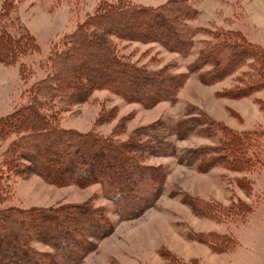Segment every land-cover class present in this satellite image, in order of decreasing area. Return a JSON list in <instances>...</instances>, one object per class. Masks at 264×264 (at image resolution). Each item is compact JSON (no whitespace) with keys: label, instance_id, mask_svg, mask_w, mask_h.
<instances>
[{"label":"trees","instance_id":"16d2710c","mask_svg":"<svg viewBox=\"0 0 264 264\" xmlns=\"http://www.w3.org/2000/svg\"><path fill=\"white\" fill-rule=\"evenodd\" d=\"M16 6L15 0H0V64H18L20 80L25 83L32 74L26 59L39 54L40 47L26 28L15 24ZM197 17L190 0H168L157 6L99 0L93 14L53 45L44 63L46 76L24 91L22 105L0 118V142H8L0 161V264H81L112 231L105 210L90 202L27 210L2 208L11 176L29 173L58 186L98 184L114 213L125 221L152 207L161 195L166 181L163 169L145 165L143 160L154 154L174 156L170 137L184 139L195 130L219 137L214 146L182 155L181 159L197 161L201 172L221 164L242 172L259 164L264 128L235 131L204 113L169 124H151L125 141L94 131L82 134L58 124L61 113L89 101L95 91L144 108L174 103L191 74L210 86L247 69L250 72L236 78L234 87L223 93L230 99L248 98L263 89L264 48L245 41L239 32L195 29L190 23ZM15 26L16 32L8 30ZM198 31L206 32L209 39L201 44L185 74H173L167 66L151 71L129 63L117 54L114 44V40L156 44L185 58L194 48ZM113 116L107 112L99 119ZM248 187L252 188L249 181ZM187 202L194 209L209 210V205L196 198ZM244 205L238 202L236 210ZM221 239L216 237L210 244H221ZM33 242L45 245L51 253L34 250Z\"/></svg>","mask_w":264,"mask_h":264},{"label":"rangeland","instance_id":"374dc122","mask_svg":"<svg viewBox=\"0 0 264 264\" xmlns=\"http://www.w3.org/2000/svg\"><path fill=\"white\" fill-rule=\"evenodd\" d=\"M97 1L15 0V24L35 37L40 53L26 59L32 74L25 83L20 80L18 64H0V118L24 103V91L46 76L44 63L53 45L93 14ZM129 1L134 5L157 6L168 0ZM190 3L198 11V17L190 23L195 29L210 33L239 32L245 41L264 48V0H190ZM16 26L8 30L16 32ZM201 31L195 36L191 54L185 58L156 44L116 40L114 44L117 54L129 63L151 71L167 66L173 74H185L201 44L209 39ZM248 72L243 69L210 86L200 82L197 74H191L179 88L174 103L161 102L151 108L127 103L106 91H95L89 101L61 113L58 124L82 134L94 131L114 135L121 141L151 124H169L199 113L235 131L264 128V88L240 100L222 96L234 87L236 78ZM107 112H113L114 116L101 121L100 116ZM218 138L195 130L184 139L169 138L176 149L174 156L146 157L144 164L163 169L166 181L154 205L131 220L118 218L98 184L73 182L58 186L29 173L8 178L7 199L2 208L27 210L85 202L103 208L112 231L96 243L81 264H264V220L260 208L263 201L258 192L253 194L254 189L264 188V152L259 164L245 167L242 172L230 170L227 164L201 172L197 161L181 159L199 147L216 145ZM6 142H0V161ZM191 198L209 205V210L192 208L187 204ZM238 202L245 205L237 211ZM216 237L222 238V242L212 246L210 243L216 242ZM31 246L38 252L51 253L40 243L33 242Z\"/></svg>","mask_w":264,"mask_h":264},{"label":"crops","instance_id":"0c3cea01","mask_svg":"<svg viewBox=\"0 0 264 264\" xmlns=\"http://www.w3.org/2000/svg\"><path fill=\"white\" fill-rule=\"evenodd\" d=\"M256 192H258L260 195H262L261 201H263V202H262V206L260 208H261V211L263 212L262 220H264V211H263L264 210V188L258 187L256 189H254L253 194L256 193ZM257 194H255V195H257ZM263 223H264V221H263ZM263 227H264V225H263Z\"/></svg>","mask_w":264,"mask_h":264}]
</instances>
